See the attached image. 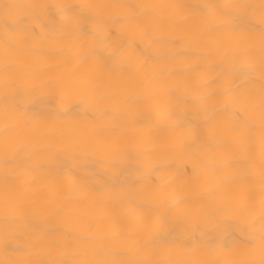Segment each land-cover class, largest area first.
<instances>
[{
    "label": "snow or ice",
    "instance_id": "obj_1",
    "mask_svg": "<svg viewBox=\"0 0 264 264\" xmlns=\"http://www.w3.org/2000/svg\"><path fill=\"white\" fill-rule=\"evenodd\" d=\"M10 8L4 247L54 253L41 264H264V0Z\"/></svg>",
    "mask_w": 264,
    "mask_h": 264
},
{
    "label": "clouds",
    "instance_id": "obj_2",
    "mask_svg": "<svg viewBox=\"0 0 264 264\" xmlns=\"http://www.w3.org/2000/svg\"><path fill=\"white\" fill-rule=\"evenodd\" d=\"M44 0H0V61L3 60V52H4V45H5V34L6 32L14 27H9L7 22H10L8 19V13H10L11 8L10 5L12 3H25V4H40L43 3ZM89 4H96V3H113L114 0H86ZM131 3L132 0H129ZM190 3H197L198 0H189ZM163 84V81L161 82V85ZM137 103H143L142 101H137ZM166 106V101L163 97H160L154 105H152L153 112H163ZM159 130V128H158ZM117 216V222L119 217V209L114 210ZM69 226V225H65ZM241 227H244L245 225L241 224ZM50 227L52 229L57 228V224L53 222ZM21 241L27 240V231L23 230L21 232V235L19 237ZM100 246L103 247L106 244H108V241H101L99 242ZM22 249H17L11 245H9L8 248H5L3 245V236L0 234V264H41L42 261H48L51 260L54 257V253H50L49 255L45 256L42 254L38 247L33 246L27 255L22 254ZM20 253V254H18ZM143 262V264H154V261L158 259L153 253L149 252L146 253L138 258ZM228 259H232L229 257ZM241 261H247L248 264H261V258L260 253L256 252L255 254L241 257Z\"/></svg>",
    "mask_w": 264,
    "mask_h": 264
},
{
    "label": "bare ground",
    "instance_id": "obj_3",
    "mask_svg": "<svg viewBox=\"0 0 264 264\" xmlns=\"http://www.w3.org/2000/svg\"><path fill=\"white\" fill-rule=\"evenodd\" d=\"M6 23L8 24L9 27H13V25L11 24V22H7V21H6ZM52 103H56V101L53 100Z\"/></svg>",
    "mask_w": 264,
    "mask_h": 264
}]
</instances>
